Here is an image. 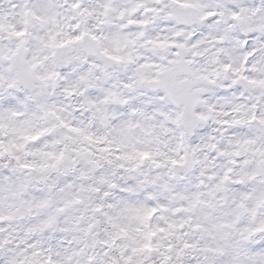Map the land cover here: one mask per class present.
Wrapping results in <instances>:
<instances>
[{"label":"snow or ice","instance_id":"6c2138e0","mask_svg":"<svg viewBox=\"0 0 264 264\" xmlns=\"http://www.w3.org/2000/svg\"><path fill=\"white\" fill-rule=\"evenodd\" d=\"M0 264H264V0H0Z\"/></svg>","mask_w":264,"mask_h":264}]
</instances>
